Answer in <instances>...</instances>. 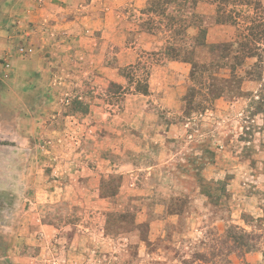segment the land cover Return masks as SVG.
Instances as JSON below:
<instances>
[{
	"label": "rangeland",
	"instance_id": "rangeland-1",
	"mask_svg": "<svg viewBox=\"0 0 264 264\" xmlns=\"http://www.w3.org/2000/svg\"><path fill=\"white\" fill-rule=\"evenodd\" d=\"M151 1L124 9L119 34L88 37L107 76L88 38L56 54L36 23L0 26V264H264V0L233 8L235 24L191 0L177 33L169 18L185 13ZM27 60L49 79L23 81ZM90 185L126 189L100 215Z\"/></svg>",
	"mask_w": 264,
	"mask_h": 264
},
{
	"label": "crops",
	"instance_id": "crops-1",
	"mask_svg": "<svg viewBox=\"0 0 264 264\" xmlns=\"http://www.w3.org/2000/svg\"><path fill=\"white\" fill-rule=\"evenodd\" d=\"M145 1L146 0H0V26L4 25L9 27L13 33L17 28H15L16 19L21 20V27L25 26L23 23L26 25H29L30 22L36 23L38 32L41 35H46V39L52 36L51 44L53 51H55L56 54H61L66 48L70 49V46L67 45L68 40L76 39L77 36L88 38L89 36L99 34L105 36L109 32L119 34L120 29L117 25L121 16H123L124 9L128 6H135L141 9L144 7ZM1 29H3V27H1ZM90 38H88L90 43L84 46V49H88V54H86L90 60L88 63L91 66L93 63H96V67H99L107 76L109 68L103 61V45L98 42H93L92 38ZM58 39L59 41H57ZM43 41L47 43L44 39ZM117 45H121V42H118ZM44 46L45 44H42L43 48ZM40 63V61L37 62L38 67L41 66ZM38 71L39 74L35 75L27 60V62H25L22 80L27 83H33L41 78L49 79L50 76L47 77L48 75L45 72H41V69ZM63 71L64 72L61 73L64 76L66 72L65 70ZM39 94L41 96L37 95L35 97H39V100L43 98L42 104L44 105H48V100L53 99L52 93L43 92ZM28 95L30 96V94ZM30 98H33V96ZM124 189H126L125 186H123L118 193H115V195L104 196L102 195L101 188L97 189L95 186L90 185V187L85 190L86 192H79L80 194L83 193L85 196H90V194H92L91 198L96 208L95 211L96 213L98 211V213L102 215V211L106 210L103 209V207H107L111 205L115 199L121 198L120 195L123 193ZM36 190L41 193L44 192L45 199L55 196L64 198V196L69 197L70 194L73 196L76 193V190L72 189L71 186H66L64 189L55 188V191L50 190L45 192L42 188H37ZM60 200L66 201L64 199Z\"/></svg>",
	"mask_w": 264,
	"mask_h": 264
},
{
	"label": "trees",
	"instance_id": "trees-1",
	"mask_svg": "<svg viewBox=\"0 0 264 264\" xmlns=\"http://www.w3.org/2000/svg\"><path fill=\"white\" fill-rule=\"evenodd\" d=\"M178 1L179 0H152L151 3H152V5L154 4V9L147 10V11L157 12L156 10L159 8L160 4H163V5L175 4V7L178 6V9H176L175 11H177V13L184 12L185 14L182 16H184L185 19H183L181 17H170L168 27H171V29H173L174 33H177L175 30L176 29L175 27L178 26V22H179L180 25L183 24L185 26L184 30H187L188 28H190L192 26V24L187 20V14H190V11H186V10L191 9V7H187V6L189 5V3H192V1L190 0L191 2L190 1L188 2V0H185L182 3H179L178 5H176L178 3ZM193 1H194L193 4L197 3V0H193ZM256 1L257 0H216L215 2L212 1L211 3H216L217 13H218V15H216V18L218 21L230 22L232 24H235L236 19L232 15V14H235L234 13L235 10H232V9L235 7H239V6L245 7V8L254 7L256 9H260V6H259L258 2H256ZM228 6H230V8L228 10H226V8ZM200 34H201V36H203V40H204L205 31L204 30L200 31ZM260 41H262V40H260ZM259 45L261 46V43L259 44L258 40H254V41H251L249 43H245L243 45L245 59L249 58V57L257 56L255 53H256V51H258L260 49ZM212 50H213V48H212ZM183 51H184L183 49H176L175 47H172V48L170 47L169 49H166V55L168 56V58L174 59V60L179 59L180 56L182 55L181 61H183V62L192 61L191 59L193 56V48L185 51L184 54H182ZM242 60H244V59H242ZM260 65H261L260 68L263 69L264 63L262 61H261ZM194 70H195V67H193V72H194ZM137 84L140 85V82H138ZM263 88L264 87H262V89ZM135 91L137 93H141L143 95H145L147 93V89L146 88H140V86ZM257 101H258L257 102V108L262 110V108L264 107V96L262 94H260ZM263 146H264V144H263Z\"/></svg>",
	"mask_w": 264,
	"mask_h": 264
},
{
	"label": "built area",
	"instance_id": "built-area-1",
	"mask_svg": "<svg viewBox=\"0 0 264 264\" xmlns=\"http://www.w3.org/2000/svg\"><path fill=\"white\" fill-rule=\"evenodd\" d=\"M20 52H24L23 49H20Z\"/></svg>",
	"mask_w": 264,
	"mask_h": 264
}]
</instances>
